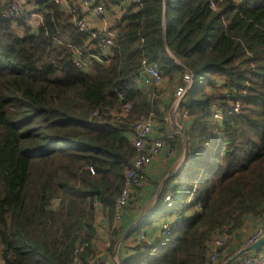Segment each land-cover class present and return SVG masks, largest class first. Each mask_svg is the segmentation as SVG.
Segmentation results:
<instances>
[{
  "label": "trees",
  "instance_id": "1",
  "mask_svg": "<svg viewBox=\"0 0 264 264\" xmlns=\"http://www.w3.org/2000/svg\"><path fill=\"white\" fill-rule=\"evenodd\" d=\"M24 2L41 17L35 29L28 14L13 22L0 9V264L92 258L95 214L100 207L112 220L134 155L133 123L154 111L164 124L162 92L140 84L145 59L170 84L193 75L180 105L190 116L191 149L174 191L179 203L162 210L163 188L131 233L200 206L167 239L154 236L157 249L146 264H205L214 232L227 227L230 234L246 215L264 217V0H214V9L210 0L127 4L110 22L109 65L91 61L87 68L73 61L75 50L86 52L88 34L72 16L52 0ZM94 3L108 14L121 4ZM72 4L82 17L78 0ZM227 91L239 102L236 114H224ZM120 94L131 104L124 118L116 117ZM215 112L223 113L219 122Z\"/></svg>",
  "mask_w": 264,
  "mask_h": 264
},
{
  "label": "built area",
  "instance_id": "2",
  "mask_svg": "<svg viewBox=\"0 0 264 264\" xmlns=\"http://www.w3.org/2000/svg\"><path fill=\"white\" fill-rule=\"evenodd\" d=\"M55 4L61 6L64 12L70 14L71 22L81 33L88 34V42L86 43V52L75 50L73 55V61L78 68L86 67L87 62L96 61L103 65H109L111 61L112 50L116 37V31L110 30V23H106L105 17L108 12L105 10L104 4H95V0H78L81 7L82 17H78L79 8L72 4V0H52ZM141 0H119L120 5L126 6L127 4L134 3L141 6ZM222 1V0H220ZM240 3L246 2V0H236ZM210 7L215 8L214 0H210ZM1 14L10 21L17 22L20 17L28 14L29 18L35 16L41 17L32 13L33 7L26 5L24 0H9L6 5V0L0 3ZM83 12H89L98 21L104 22L99 30L93 29L83 17ZM35 29V28H34ZM96 41V44L92 42ZM95 51V52H93ZM140 84L143 87H154L156 90L162 92L158 97L161 98V102L168 103L163 117V127L170 128L171 131L167 132L166 139L163 141L162 137L157 135V131L161 130L158 126L157 116L154 111H150L146 116L136 120L133 123V134L131 136V145L134 149V155L130 159L129 166L124 174V187L115 200V208L112 215L113 227L121 222V218L125 209L131 204L141 191L147 186L146 173L151 166V162L162 155H166L167 158L179 157L180 168L173 172V185L167 190L163 197V210L167 211L174 207V191L175 187L179 184L178 179L183 176L184 169L188 166V160L190 159L189 136L190 131V116L186 110L180 108L181 101L187 93L186 91L192 86L194 82L193 75L189 72H185L182 78L174 80L175 82L170 84L166 82L163 75L160 73L159 67L156 62H149L143 60L141 63ZM171 93V95H170ZM225 100L229 103V108H226L224 114H236L239 111V102L232 101V95L227 91L224 94ZM167 99V100H165ZM121 102V111L116 115L117 118L126 117L131 104L124 103V95H119ZM160 110L163 111L162 108ZM93 115H97L95 111ZM215 121L219 122L223 118V113L215 112L213 115ZM156 125L159 127L156 128ZM173 131V132H172ZM175 131V132H174ZM174 136H177L181 140L183 149L181 153L176 151L175 148L170 147L168 141H174ZM181 155V156H180ZM93 174V170L90 169ZM172 174V173H171ZM190 204L193 201V192L186 199ZM54 206L58 205V201H54ZM200 210V206L196 205L192 209L185 213H175L163 218L159 222V226L156 230L155 236L164 240L171 234L174 225L183 221L185 216L191 217L196 211ZM212 239L206 244L205 264H220L223 258V248L228 244L231 239V235L228 232L227 227H223L222 230L214 232ZM264 236V217L262 223L250 234L247 240H245L243 248L255 243L259 238ZM137 241L143 244L140 250V257L136 261H132L130 264H146L148 257L156 252L157 247L153 245V240L146 236V232L141 229L136 234ZM78 250L75 252V254ZM92 257V256H91ZM79 259L74 258V264H78ZM87 264H109L99 256H93L89 259ZM237 264H264V247L259 251L257 255L252 253L244 254L241 261Z\"/></svg>",
  "mask_w": 264,
  "mask_h": 264
},
{
  "label": "crops",
  "instance_id": "3",
  "mask_svg": "<svg viewBox=\"0 0 264 264\" xmlns=\"http://www.w3.org/2000/svg\"><path fill=\"white\" fill-rule=\"evenodd\" d=\"M0 2H3V0H0ZM125 12L126 8L122 5L114 7L112 9V14L109 13L105 17L106 23L112 22L111 20L114 17L123 16ZM83 17L95 30H99L105 25L104 22L98 21L89 12H83ZM27 24L32 28H37L40 24V18L37 16L30 18ZM165 134H167V132H165ZM180 146L181 148L172 145L178 153L183 149L182 144ZM150 165L146 173L148 180L146 188L131 201V204L125 209L119 224L113 227L112 220L107 213L103 212L100 207L97 210L94 218L95 235L91 244L92 253L90 256L93 257L97 255L109 264H130L132 261L139 259L138 254L140 251L135 249L138 244L136 238L137 231L135 233H131V231L136 225L142 223L145 218H149L150 214L155 209L157 199L159 194L163 191V188L166 189V193L173 185L174 175H171L172 171L174 170L175 172L179 169L181 164L178 156L177 158H167L166 155L162 153V155L155 158ZM163 206L164 204H162V210ZM152 221L153 222L150 223L149 226L143 228L149 239H155L154 236L160 222H155L153 219ZM262 221L263 217L260 216H244L240 227L231 230V239L223 248V258L221 262L241 251L245 240ZM261 249H259V251ZM259 251L253 252L252 254L257 255ZM243 256H241V259ZM241 259L237 263H239Z\"/></svg>",
  "mask_w": 264,
  "mask_h": 264
},
{
  "label": "water",
  "instance_id": "4",
  "mask_svg": "<svg viewBox=\"0 0 264 264\" xmlns=\"http://www.w3.org/2000/svg\"><path fill=\"white\" fill-rule=\"evenodd\" d=\"M262 247H264V236L259 238L257 242L242 248L241 251L223 261V264H236L244 254L258 252Z\"/></svg>",
  "mask_w": 264,
  "mask_h": 264
},
{
  "label": "rangeland",
  "instance_id": "5",
  "mask_svg": "<svg viewBox=\"0 0 264 264\" xmlns=\"http://www.w3.org/2000/svg\"><path fill=\"white\" fill-rule=\"evenodd\" d=\"M170 95H171V93H170ZM158 126L161 128V130H158L157 131V135L160 137H162V139H163V141L166 139V134H165V132H170L171 131V129L170 128H172V129H174L175 131H176V129L175 128H173L172 126H169L170 128H167V127H163L162 126V124H158ZM157 125H156V128H158L159 129V127H158ZM174 131V132H175ZM173 132V131H172ZM165 142V141H164ZM168 143H169V146L170 147H172V145H175V146H179L180 148H181V140H180V138H177V136H174V141H171V140H169L168 141ZM181 153V152H180ZM167 171V170H166ZM168 172V171H167ZM173 172H174V170L172 171V174L171 175H173ZM169 174H170V172H169ZM168 174V175H169ZM179 188H177L176 189V194H175V197L173 198V200H174V203L176 202L177 204L179 203V201H180V197H179ZM183 204H188L187 203V201H186V199L183 201ZM248 239V238H247ZM246 239V240H247Z\"/></svg>",
  "mask_w": 264,
  "mask_h": 264
}]
</instances>
